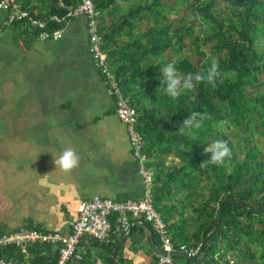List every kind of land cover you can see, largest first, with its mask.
Masks as SVG:
<instances>
[{
    "label": "trees",
    "instance_id": "obj_1",
    "mask_svg": "<svg viewBox=\"0 0 264 264\" xmlns=\"http://www.w3.org/2000/svg\"><path fill=\"white\" fill-rule=\"evenodd\" d=\"M92 2L109 69L137 112L153 207L176 252L181 245L195 252L206 240L199 256L174 255V264H264V0ZM78 3L47 0L39 15L22 8L27 14L9 20V27L15 39H36L60 29ZM213 61L220 70L215 86L201 83L176 99L164 91L161 69L168 64L183 77L206 73ZM194 112L206 115L202 126L179 134ZM215 140L228 142L230 159L200 167L209 158L204 148ZM110 221L115 228V217ZM118 243H109L112 253ZM0 256L51 264L57 253L32 244L25 252L2 249Z\"/></svg>",
    "mask_w": 264,
    "mask_h": 264
},
{
    "label": "crops",
    "instance_id": "obj_2",
    "mask_svg": "<svg viewBox=\"0 0 264 264\" xmlns=\"http://www.w3.org/2000/svg\"><path fill=\"white\" fill-rule=\"evenodd\" d=\"M22 8L39 15L47 0H19L0 13V234L30 228L67 234L81 200L138 201L144 183L115 115V97L88 53L86 18L62 20L57 40L15 39L9 18L25 16ZM67 148L79 156L70 172L54 164ZM128 219L134 229L124 236L114 231L110 242L120 248L113 253L110 242L84 236L79 264H108L109 257L157 264L159 241L151 227Z\"/></svg>",
    "mask_w": 264,
    "mask_h": 264
},
{
    "label": "built area",
    "instance_id": "obj_3",
    "mask_svg": "<svg viewBox=\"0 0 264 264\" xmlns=\"http://www.w3.org/2000/svg\"><path fill=\"white\" fill-rule=\"evenodd\" d=\"M19 0H0V13L10 12ZM23 17L24 14H17ZM70 18L83 16L87 20L88 53L94 66L100 71L108 85L109 92L115 97V115L126 127L129 143L134 158L140 163V174L144 183V196L138 201L127 200L124 202L113 201L109 198L94 197L81 200L76 207V218L70 223V231L62 234L57 231L44 232L36 229H20L18 231L0 234V251L8 247H14L25 252L28 245L46 244L52 246L57 253V258L51 264H68L80 262L83 255L78 251L81 239L88 236L96 241L107 243L111 241L114 231L119 234L128 235L133 223L128 219H142L152 229L159 241L157 264H174V253L176 249L166 229V224L160 214L155 210L152 203L151 188L153 184V173L144 168V157L141 155L142 139L136 128L137 112L130 104L129 98L124 96L118 87L115 75L109 69L106 54L102 51L103 41L98 31V12L94 8L92 0H79L76 7L68 13ZM14 16L10 17L11 21ZM62 37V31L56 29L51 33L42 32L38 39L57 40ZM19 44L24 48L23 42ZM110 217H115V228H113ZM187 252L184 245L178 249ZM193 253L192 251H189ZM2 264H40L27 258L17 260L0 256ZM222 264H233L227 259Z\"/></svg>",
    "mask_w": 264,
    "mask_h": 264
},
{
    "label": "clouds",
    "instance_id": "obj_4",
    "mask_svg": "<svg viewBox=\"0 0 264 264\" xmlns=\"http://www.w3.org/2000/svg\"><path fill=\"white\" fill-rule=\"evenodd\" d=\"M162 79L161 82L166 94L172 99H176L182 94L193 90L197 85L201 83H207L215 86L217 78L220 76V70L218 62L213 61L206 73H188L181 77L177 74V70L174 63H170L161 69ZM206 115L201 113H191L177 129L179 134L184 135L186 130L193 128L199 129L202 126V122L206 119ZM204 153L208 154L209 158L204 161L200 167L207 165L223 166L226 161L231 157V149L228 142L225 140H215L211 144L204 148ZM55 168L58 167L64 172H70L79 165V156L71 148L65 149L58 158L54 159ZM2 264V262H0Z\"/></svg>",
    "mask_w": 264,
    "mask_h": 264
},
{
    "label": "water",
    "instance_id": "obj_5",
    "mask_svg": "<svg viewBox=\"0 0 264 264\" xmlns=\"http://www.w3.org/2000/svg\"><path fill=\"white\" fill-rule=\"evenodd\" d=\"M145 229L148 231V236L150 238V236L152 235V232L150 231L148 226H144ZM215 228L213 229V231L211 233H209V235L207 236V238H210L214 232ZM206 243V240H204L200 247L195 251V253H190V252H175L174 255H179V256H184V257H191V258H196L197 256H199L200 252H201V248L202 246ZM160 253V251H158Z\"/></svg>",
    "mask_w": 264,
    "mask_h": 264
}]
</instances>
